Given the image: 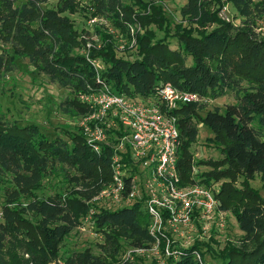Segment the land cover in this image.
<instances>
[{"label":"trees","instance_id":"16d2710c","mask_svg":"<svg viewBox=\"0 0 264 264\" xmlns=\"http://www.w3.org/2000/svg\"><path fill=\"white\" fill-rule=\"evenodd\" d=\"M49 1L0 0V40L11 47L13 54L27 59L37 74L76 95L98 89V77L113 93L131 99L156 97L157 89L166 84L198 94L201 101L182 104L172 112L178 118L182 140L178 157L182 182L210 186L212 182L225 181L217 197L223 209L232 210L245 234L244 249L218 253L215 264H264V203L254 192L231 186L240 176L248 188L247 179L264 173V37L258 32L257 22L264 15V0H187L182 10L185 25L178 24L176 30L178 48L173 50L169 43L154 41L153 32L146 31L136 36L134 58L120 56L115 41L108 40V36L104 37V47L94 48L91 54L76 53L86 42L64 13L74 10L77 0H59L58 9L46 7ZM92 1L96 14L111 17L120 25L127 23V27L135 23L134 8L125 3L127 0ZM137 4L142 10L148 7ZM227 4H232L242 17L239 25L220 18L219 13ZM150 8L152 15L141 18L145 27L168 24L161 6ZM10 57V52L0 53V70L13 65ZM94 58L106 63L100 74L93 66ZM190 58L192 63L188 64ZM228 93L234 94L236 104L227 105L223 112L207 110L209 99ZM71 106L80 116L90 112L80 100ZM199 123L212 132L223 159L199 162V166L204 164L212 170L194 176L192 145L198 137ZM106 131L112 143L125 134L121 126ZM113 155L111 146L101 144V150L96 151L93 144L77 134L70 137V142L62 137L50 139L37 125L2 122L0 167L12 173L17 190L8 195L7 204L0 210V264L58 262L61 243L92 208L95 225L112 229L108 238L118 231L132 248L155 244L158 237L150 231L151 217L145 199L116 209L93 201L111 180ZM126 161L129 170H135L129 157ZM57 165L74 171L71 180L82 187L73 193L75 197L35 198L27 208L9 205L18 192L32 196L40 188L43 176ZM25 211L39 218L38 225L33 226L25 218ZM198 251L201 259L196 256ZM206 253L195 244L181 249L178 258L168 264H214L205 260ZM65 264L104 262L85 251L73 254Z\"/></svg>","mask_w":264,"mask_h":264},{"label":"rangeland","instance_id":"374dc122","mask_svg":"<svg viewBox=\"0 0 264 264\" xmlns=\"http://www.w3.org/2000/svg\"><path fill=\"white\" fill-rule=\"evenodd\" d=\"M259 1V0H256ZM59 0H50L46 7L58 9ZM138 2L148 5L146 9H140ZM126 4L134 8L133 24L120 25L112 20L111 17L98 15L93 8L92 0H77V7L68 10L64 15L68 16L75 25L76 30L81 34L82 40L86 44L82 48L75 50L76 53L91 54L94 48L104 47V37L117 45L119 55L124 58H134L137 55V34L144 35L146 31H152L154 41H164L169 43L173 50L179 46L176 37L178 24H183L182 10L187 0H127ZM159 5L164 19L168 20L166 25L147 24L145 27L141 18L152 15L150 7ZM227 20L234 25H239L242 17L232 4L224 6ZM258 32L264 37V15L259 16ZM130 36V39H129ZM132 38V40H131ZM10 52V58L13 65H8L0 70V124L11 123L19 126L37 125L42 134L50 139L62 137L70 142L73 135L83 136L87 141L90 132L87 131L85 121L88 117L80 116L71 106L75 100H80L82 93L73 94L70 90L64 89L59 85L52 84L44 76L37 74L35 69L27 59L13 54L9 45H5L0 40V53ZM99 72L106 68V63L102 58L95 59ZM192 63L190 58L188 64ZM236 97L233 93L225 96L209 99L208 109L224 111L227 105L236 104ZM112 119L107 120V130L119 128L120 124L109 127L107 124ZM199 133L196 141L192 145V152L195 160V174L211 171L207 165L199 166V162L218 161L223 159L220 151V144L213 142L214 135L202 123L198 124ZM109 134V133H108ZM116 140V138H115ZM109 146L111 139L109 135ZM220 146V147H219ZM113 149V148H112ZM121 163L124 161L121 160ZM111 179H112V170ZM194 171V170H193ZM74 171L64 165H57L50 169L42 178L41 185L35 190L32 196H25L18 192L16 200L9 205L11 207L27 208L28 203L33 199H46L54 196L62 198L75 197L73 193L81 190V186L73 183L71 176ZM232 182L233 188L253 194L254 192L264 203V173L247 179V186H244L243 177ZM111 181V180H110ZM229 180H227L228 182ZM224 180L212 182L210 188L214 189L218 195L224 184ZM246 187V188H245ZM17 190L14 177L11 172L4 171L0 167V210L6 205L7 197ZM6 202V203H5ZM221 202V201H220ZM102 207L110 209L121 208V205H114L105 199L98 202ZM221 204V203H220ZM222 205V204H221ZM123 207V206H122ZM222 213L217 214L216 219L205 220L195 217L191 226H173L169 222V216H165L163 226L159 233V242L145 248H132L122 233L116 231L108 238L107 234L112 229H100L95 225L94 213L92 208L85 214L80 221V225L70 236L66 237L61 243L59 249V261L53 264H65L73 254L89 251L96 257L101 258L104 264H126L128 262H144L146 264H168L169 261H175L177 258V247H183L191 243L199 244L207 252L205 260L214 264L218 259V253L227 254L234 249H244L245 234L239 227L237 219L231 209L222 208ZM25 218L33 225L39 223V218L32 212L25 211ZM220 215V216H219ZM223 217V226H218ZM252 245V244H251ZM174 252L168 254V250ZM212 249V252L210 251Z\"/></svg>","mask_w":264,"mask_h":264},{"label":"built area","instance_id":"2783aa9c","mask_svg":"<svg viewBox=\"0 0 264 264\" xmlns=\"http://www.w3.org/2000/svg\"><path fill=\"white\" fill-rule=\"evenodd\" d=\"M219 16L228 21L223 9ZM93 66L100 74L95 62ZM97 80L100 87L80 98L90 109L85 116L88 117L85 121L87 131L91 134L88 142L96 151L101 150V144H110L104 125L110 118L112 121L107 125L120 124L125 134L111 143L114 150L112 179L93 201L105 199L114 205H131L145 199V208L151 217L150 231L158 237L156 243L167 215L173 226H191L195 217L216 219L222 212L215 190L200 182L184 185L178 170L182 140L178 118L172 112L182 104L201 101L199 95L166 84L157 89L156 97L131 99L113 93L99 77ZM128 157L135 168L133 171L126 165ZM193 170L195 176L196 168ZM222 220L223 217L218 226H223ZM192 246L189 243L177 247V258L181 249ZM173 252L169 248L168 254ZM201 254L196 253L198 259L202 258Z\"/></svg>","mask_w":264,"mask_h":264}]
</instances>
